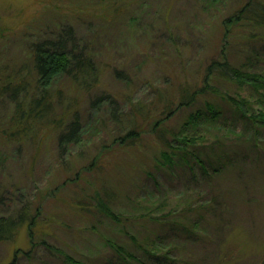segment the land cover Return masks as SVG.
Returning a JSON list of instances; mask_svg holds the SVG:
<instances>
[{
  "label": "rangeland",
  "instance_id": "374dc122",
  "mask_svg": "<svg viewBox=\"0 0 264 264\" xmlns=\"http://www.w3.org/2000/svg\"><path fill=\"white\" fill-rule=\"evenodd\" d=\"M246 1L0 0V64L11 60L29 70V43L48 34L54 38L64 27L73 30L74 42L94 64L93 78L83 86L66 75L53 82L47 118L31 124L32 131L18 141L6 133L12 104L0 98V218L16 222L23 214L20 223L0 221L6 237L0 238V264H139L111 245L146 264H153L146 248L167 252L175 261L171 264L264 263V207L244 203L249 198L264 203V168H250L242 178L230 173L196 182L198 172L162 163L163 147L149 132L162 109L158 96L175 99L180 83H200L207 61L217 60L222 47L233 65L264 73L261 32L224 24ZM28 87L29 96L21 99L25 103L37 95ZM246 91L251 95L250 87L241 93ZM99 96L115 101L121 124L104 104L92 110L90 103ZM207 100L220 103L205 95L194 107L176 112L167 129L179 130L187 114ZM132 108L140 109L138 117L128 115ZM75 110L80 112L81 141L61 155L52 120L64 116L68 123ZM128 117L141 131L139 141L113 143L131 125ZM231 123L223 113L186 131L213 141ZM211 193L230 203L222 212L228 225L221 229L222 220L199 211L206 221L181 233L175 215L167 212L176 202L185 210ZM98 202H107L116 218L101 213ZM184 215L189 219L193 214ZM164 216L176 223H162Z\"/></svg>",
  "mask_w": 264,
  "mask_h": 264
},
{
  "label": "trees",
  "instance_id": "16d2710c",
  "mask_svg": "<svg viewBox=\"0 0 264 264\" xmlns=\"http://www.w3.org/2000/svg\"><path fill=\"white\" fill-rule=\"evenodd\" d=\"M207 1L216 3L219 0ZM224 24L229 26L239 24L256 28L264 36V3L259 2V0H247L242 7L233 13L231 18L226 19ZM228 27L225 28V31L229 29ZM49 35L38 37L37 41L29 43V70L25 71L24 66L17 68L11 60L7 62L3 60L0 64V98L8 100L12 104L10 130L6 132L11 140H20L27 135L28 131H32L31 124H36L47 118L46 116L51 110L47 91L57 78L66 75L79 86L85 85V79L93 78V60L86 53V49L78 48L74 42L73 30L70 27L61 28L54 38H50ZM253 37L256 36H251V38ZM222 49L220 52L218 51L217 60L210 59L207 61L203 73L199 77L200 83L193 86L180 83L177 91L178 97L175 99L165 98L166 96L161 94L158 96L157 100H161L162 109L159 116L151 123L149 131L163 147L160 152L162 163L169 167L175 163L186 168L190 174L198 172V175H193V179L198 181L208 179L211 181L212 179L215 180L216 177L230 173L235 174L237 178H242L243 173H247L250 168H264V73L248 72L247 65H233L224 55ZM245 61L247 62V60ZM29 84L33 87V93L37 95L29 98L28 102L25 103L26 97L29 96ZM227 85L230 88L224 89ZM248 87L251 88V95H248V91L246 94H242L241 91L244 92ZM229 91L233 92L230 93ZM208 94L218 98L220 103L215 104L207 100L202 107L195 108L187 114L181 122L179 130L173 132L167 129L166 122L176 112L194 107L197 100ZM22 98H26L25 101H22ZM90 104L94 112H97L103 104L106 105L111 111L110 116L113 119L119 124L123 121L120 120L123 119L121 118L122 114L121 112L118 113L114 100L99 96L93 99ZM139 110V108H132L131 114L128 113V115L138 117ZM223 113L230 115L231 126L223 127L226 131L220 136H216L213 141H210L207 135H201L197 131L193 135H189L186 131L189 126L197 128L198 124L215 121L222 117ZM78 115H80L78 110L72 112L71 120L68 123L67 120H63L64 116H61L59 120H52L58 131L56 145L58 153L61 155L66 152L69 145L78 144L81 141L82 124ZM130 120H132L131 125L125 128L123 134L117 137L113 143L132 146L139 141L141 131L135 127L133 119L128 117V121ZM134 121L137 119L135 118ZM231 137L235 139L232 140ZM95 162L94 158L87 169L92 167ZM195 179L194 181H196ZM248 188L247 184L243 187L245 191H248ZM109 196V194H105L106 198ZM210 196L203 202L188 205L185 210L178 209L180 204L176 202L177 204L175 203L167 215H175L174 219H177V225L183 234V231H187L189 234V231H195L196 228L201 227L202 222L206 221L203 213L210 215L214 220L215 218L222 220L220 227L224 229L228 224L222 212L228 209L230 203L225 202L226 199L218 194L211 193ZM182 200L185 203L188 198L184 196ZM191 201L194 200L191 199ZM255 201V199L249 198L244 203L248 206L252 205L251 203L260 205L262 206L261 209L264 207V203ZM98 208L101 213L110 218H116L107 206V202H98ZM199 211H203V213L199 215ZM23 212H25L24 209H21V213ZM187 213L193 215H190L188 219V216L184 215ZM21 216L23 214L18 216L16 222L11 218L3 219L2 217L0 221L10 224L13 222L20 223L23 220ZM174 219L173 222L167 221L165 217L162 219V223H176ZM0 238L6 239L1 228ZM111 246L121 255L125 254L139 264H146L140 262L133 254ZM146 249H144V253L148 255V261L153 264L175 262L169 259L167 252L159 253L157 249Z\"/></svg>",
  "mask_w": 264,
  "mask_h": 264
}]
</instances>
